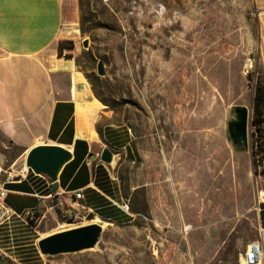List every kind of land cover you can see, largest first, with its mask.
Here are the masks:
<instances>
[{
  "label": "rangeland",
  "instance_id": "1",
  "mask_svg": "<svg viewBox=\"0 0 264 264\" xmlns=\"http://www.w3.org/2000/svg\"><path fill=\"white\" fill-rule=\"evenodd\" d=\"M67 31V53L103 111L99 131L117 130L105 170L130 213L51 197L36 224L26 215L27 224L16 215L0 223V264H243L248 244L263 241L264 184L250 148L235 147L227 130L234 105L247 106L252 123L264 0H78ZM18 152L0 143L8 161ZM0 163L1 182L12 162ZM90 212L104 228L96 247L41 253V238L89 224Z\"/></svg>",
  "mask_w": 264,
  "mask_h": 264
},
{
  "label": "crops",
  "instance_id": "2",
  "mask_svg": "<svg viewBox=\"0 0 264 264\" xmlns=\"http://www.w3.org/2000/svg\"><path fill=\"white\" fill-rule=\"evenodd\" d=\"M77 6L78 0H0V143L19 151L11 161L0 154V162H12L11 175L1 184L10 189L7 203L16 212L53 208L50 194L76 209L99 210L104 205L94 199L91 188L113 205L111 199L119 202L117 186L106 170L97 175L107 163L101 159L86 163L88 156L103 151L106 142L118 146L113 143L117 130L107 129L104 135L99 131L103 111L76 56H70L67 47L60 55V42L72 39L67 28L75 22ZM40 144H59L73 151L55 192L47 177L31 172L20 176L14 169L19 163L26 166L29 150ZM96 177L102 178L103 187L96 185ZM79 190H84L85 198L77 201L74 194ZM16 221L28 222L25 215Z\"/></svg>",
  "mask_w": 264,
  "mask_h": 264
},
{
  "label": "water",
  "instance_id": "3",
  "mask_svg": "<svg viewBox=\"0 0 264 264\" xmlns=\"http://www.w3.org/2000/svg\"><path fill=\"white\" fill-rule=\"evenodd\" d=\"M85 46L88 42L85 41ZM98 73L105 74L104 62L98 63ZM236 119L228 121V136L235 147L239 149L250 148V109L245 105H234L232 107ZM73 158V151L59 144H40L29 150L26 157V164L29 170L36 175L47 177L51 183V189L55 192L59 187V175L65 165ZM101 160L104 163L112 164L114 153L109 146L103 149ZM96 214L90 212L87 220L89 224L64 229L41 238L38 242L42 254L55 256L79 252L96 247L103 234V225L92 222Z\"/></svg>",
  "mask_w": 264,
  "mask_h": 264
},
{
  "label": "built area",
  "instance_id": "4",
  "mask_svg": "<svg viewBox=\"0 0 264 264\" xmlns=\"http://www.w3.org/2000/svg\"><path fill=\"white\" fill-rule=\"evenodd\" d=\"M249 136H250V150L253 161V173L260 179V181L264 184V133L263 135H259L257 130V126H251L249 128ZM103 151L96 152L95 154H91L87 158V164L93 165L96 160L101 159ZM2 168L0 167V172ZM30 171V170H29ZM29 171L26 174L20 172L22 176L27 177ZM10 189L6 185H2L0 182V223L5 219H10L12 216L23 217L26 215L30 221L38 220V216L36 212L38 208H31L24 213L16 212L12 210L7 203V198L9 195ZM263 192V191H262ZM51 197H54L53 194H50ZM74 198L78 200H83L85 198L84 190H79L74 194ZM114 205L118 206L123 212L130 213V206L127 203L121 204L117 200L111 199ZM260 206V203H259ZM69 217H72L73 214L66 212ZM264 258V248L263 244L259 240L252 241L243 254V264H261Z\"/></svg>",
  "mask_w": 264,
  "mask_h": 264
},
{
  "label": "trees",
  "instance_id": "5",
  "mask_svg": "<svg viewBox=\"0 0 264 264\" xmlns=\"http://www.w3.org/2000/svg\"><path fill=\"white\" fill-rule=\"evenodd\" d=\"M74 46L73 44V41L71 40H62L60 42V55L63 54V51H64V48L65 47H68V48H72ZM70 56H72L70 54ZM252 125L253 126H257V130L259 132V135H263L264 133V77H261L257 83H256V86H255V93H254V97H253V118H252ZM118 141L113 142L114 144H117ZM104 167L103 166H100L98 171H97V175L98 173H101V175L103 174L104 171ZM102 178L100 179H95V183L96 185H100L103 187V182H100L102 181L101 180ZM106 187V186H105ZM91 194L94 196V199L101 203V205H104V206H108L106 207V210H103V212H112L115 208H113V204L107 200L106 198H101V196H96L98 193L95 192L94 189L91 188L90 190ZM95 192V193H94ZM261 206V219H262V224L264 226V202H262L260 204ZM101 209H104V207L102 208H99V210ZM38 218L41 216V214L39 213V211L36 212ZM33 224H36L37 221H34L32 220L31 221Z\"/></svg>",
  "mask_w": 264,
  "mask_h": 264
},
{
  "label": "bare ground",
  "instance_id": "6",
  "mask_svg": "<svg viewBox=\"0 0 264 264\" xmlns=\"http://www.w3.org/2000/svg\"><path fill=\"white\" fill-rule=\"evenodd\" d=\"M28 171H29V168H28V166H27V164H26V166H24V167L22 168L21 173L26 174ZM260 196L263 197V196H264V192H262V193L260 194Z\"/></svg>",
  "mask_w": 264,
  "mask_h": 264
}]
</instances>
